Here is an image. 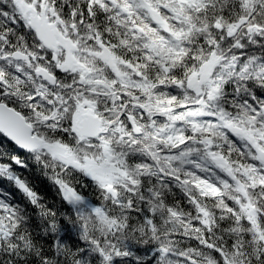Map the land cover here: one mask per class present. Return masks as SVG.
<instances>
[{"label": "snow or ice", "instance_id": "6c2138e0", "mask_svg": "<svg viewBox=\"0 0 264 264\" xmlns=\"http://www.w3.org/2000/svg\"><path fill=\"white\" fill-rule=\"evenodd\" d=\"M0 264H264V0H0Z\"/></svg>", "mask_w": 264, "mask_h": 264}, {"label": "trees", "instance_id": "16d2710c", "mask_svg": "<svg viewBox=\"0 0 264 264\" xmlns=\"http://www.w3.org/2000/svg\"><path fill=\"white\" fill-rule=\"evenodd\" d=\"M35 182H36L37 188H39L42 193H46L50 197L54 195V193H52L48 190V186L43 182L42 177L37 175L35 178Z\"/></svg>", "mask_w": 264, "mask_h": 264}]
</instances>
